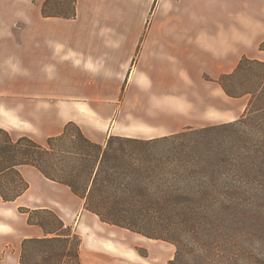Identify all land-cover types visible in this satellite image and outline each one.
Wrapping results in <instances>:
<instances>
[{"label": "trees", "instance_id": "obj_1", "mask_svg": "<svg viewBox=\"0 0 264 264\" xmlns=\"http://www.w3.org/2000/svg\"><path fill=\"white\" fill-rule=\"evenodd\" d=\"M77 3L44 0L41 13L73 19ZM217 82L229 97L249 96L244 114L164 136L100 143L69 121L40 143L0 126L1 198L29 189L20 167L31 165L101 221L174 244L168 264H264V60L243 56ZM19 211L44 232L23 239L19 264H84L82 237L56 211Z\"/></svg>", "mask_w": 264, "mask_h": 264}, {"label": "crops", "instance_id": "obj_2", "mask_svg": "<svg viewBox=\"0 0 264 264\" xmlns=\"http://www.w3.org/2000/svg\"><path fill=\"white\" fill-rule=\"evenodd\" d=\"M83 1H78L77 18L73 19L46 18L41 6L30 10L41 23L61 22L62 30L46 25L43 30H0V126L15 138L28 135L45 143L50 136L62 133L69 121L100 143L112 134L151 138L181 131L191 123L175 130L177 98L182 97L176 90L177 64L182 71L188 59L215 70L225 69L221 74L229 73L239 63L240 51L248 50L246 46L239 50V41L250 45L257 33V39H264V0H150L157 5L153 29L146 31L131 28L143 17L145 0H90L92 5L81 16ZM171 3L176 6L165 14ZM194 7L206 22L222 25L224 18H229L231 25L223 23L218 35L196 30ZM76 23L82 28L75 29ZM127 115L138 116L141 122L124 123ZM20 170L29 189L14 202H5L1 196L0 202L23 200L24 206L48 207L37 203L45 188L60 183L31 165H22ZM73 196L84 206L81 198ZM101 223L98 228L104 229ZM22 229L18 240L20 228L0 216V264H19L23 239L44 235L40 226L28 222ZM92 239L97 249L105 247V237ZM121 245L119 255L125 252L136 257L134 250L127 252ZM151 247L149 257L137 255L151 258ZM91 255L89 264H109L105 255L96 251ZM173 257L165 258L164 264Z\"/></svg>", "mask_w": 264, "mask_h": 264}, {"label": "rangeland", "instance_id": "obj_3", "mask_svg": "<svg viewBox=\"0 0 264 264\" xmlns=\"http://www.w3.org/2000/svg\"><path fill=\"white\" fill-rule=\"evenodd\" d=\"M43 1L44 0H0V30H43L44 27L48 28L46 26H49L50 28L48 29L51 30H62L63 26L59 21H43V23H41L37 20L35 13L29 14L31 12L30 10L37 11ZM83 4L85 10L81 16L87 12L92 2H90V0H85ZM143 5V17H138L136 19L137 23L131 24L133 30L146 31L153 29V21L155 18L153 16V11L157 2L154 1L152 4L150 0H145ZM175 6L176 3H171L167 8L168 12L166 10L165 14H168L169 10ZM193 10H196L195 13H197V16L192 19L196 28H198L196 30H208L209 35H211V33L214 34L215 31L216 33L214 35H218V31H221L223 23L225 26L231 25V20H228L229 18H224L222 25L218 21L215 23L212 21L206 22L207 19L203 20V15L199 13L200 10L198 8L194 7ZM28 14L29 17L27 18ZM237 18L238 17L233 18V22H236ZM159 20L161 21L162 19ZM80 24L81 23H76L74 25L75 29H80ZM258 36V33L252 35L253 42H251L250 45L246 44L245 41H239V50L244 46L248 49H242L240 51V60L243 56L264 60V51L260 50V45L264 39H257ZM255 39L257 40L255 41ZM179 66L180 65L177 64L175 83L176 90L182 97L177 98V114L174 122L175 130L180 129L188 122L194 127H204L205 125L232 121L244 114L249 96L240 98L229 97L223 92L217 82L221 75L220 72L225 69L215 70L214 68L207 67L205 64L193 63L188 59H186L181 66L182 71H179ZM134 102L135 106L140 105L139 101L135 100ZM105 117L110 118L111 116ZM120 118H122V116H120ZM140 122V118L134 115H127V120L124 121V123L127 124H139ZM179 131L180 130H178V132ZM52 186L53 187L44 189L43 199L38 201L37 204L46 205L48 208L57 211V213L64 218L65 222L68 225H72L73 229L80 234L82 237L81 254L84 264H89V261L92 259L91 254L95 251L105 255L109 259V264H164L165 258L175 255L176 247L174 244L148 238L118 226L101 223L98 216L84 209L82 201L75 198L67 186L60 184H53ZM23 202V200L14 204L0 202V216L14 221L20 228L17 232L18 240H21V234H23L22 228L26 226L27 222V214L19 211V207L24 206L22 205ZM98 223H101L104 229H99ZM94 237H105L107 239L104 241L105 247H99L97 249L96 246L93 245L92 238ZM116 243H118V246ZM121 244L125 245V250H128L127 252H129V250H134L136 257H128L125 252H120L119 255V245ZM150 246H152L151 248L154 252L151 258L146 260L137 255L149 257L151 255ZM142 254H146L147 256ZM168 262H165V264H168Z\"/></svg>", "mask_w": 264, "mask_h": 264}, {"label": "bare ground", "instance_id": "obj_4", "mask_svg": "<svg viewBox=\"0 0 264 264\" xmlns=\"http://www.w3.org/2000/svg\"><path fill=\"white\" fill-rule=\"evenodd\" d=\"M111 245V244H110Z\"/></svg>", "mask_w": 264, "mask_h": 264}]
</instances>
